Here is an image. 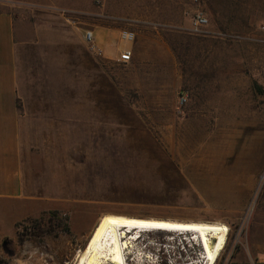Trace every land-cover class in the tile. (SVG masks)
<instances>
[{
  "label": "rangeland",
  "instance_id": "1",
  "mask_svg": "<svg viewBox=\"0 0 264 264\" xmlns=\"http://www.w3.org/2000/svg\"><path fill=\"white\" fill-rule=\"evenodd\" d=\"M3 10L38 34L18 61L33 99H17L30 199L0 200V264H74L112 212L224 223L215 264H264V0H0ZM195 10L208 18L199 34ZM123 27L136 33L128 63L116 61ZM85 28L109 30L104 57ZM79 101L80 123L68 116ZM139 242L143 264L202 261L185 235Z\"/></svg>",
  "mask_w": 264,
  "mask_h": 264
},
{
  "label": "crops",
  "instance_id": "2",
  "mask_svg": "<svg viewBox=\"0 0 264 264\" xmlns=\"http://www.w3.org/2000/svg\"><path fill=\"white\" fill-rule=\"evenodd\" d=\"M93 31L96 44L105 55V47L111 46V34L109 30ZM35 33L38 34V30L32 24H25L11 11H0V200L19 203L30 199V195L27 193L24 179L23 155L25 145L22 136V126L25 119H28V114L26 112L20 114L17 99L23 98L25 108H28V104L31 108L33 99L28 100L26 96L27 100H25L23 94L25 88L21 84L18 61L21 50L33 44ZM122 44L118 50L131 47V44ZM45 104L52 105L54 108L56 105V108L61 106L62 109L61 103H40L39 105ZM73 108L74 112L68 116L80 123L83 115L81 112L82 103L80 101L75 102ZM96 108L97 104L93 109ZM105 108L108 109L107 106ZM33 113L29 115L31 118ZM41 115L63 117L62 112L43 113ZM106 117H108V112H106Z\"/></svg>",
  "mask_w": 264,
  "mask_h": 264
},
{
  "label": "bare ground",
  "instance_id": "3",
  "mask_svg": "<svg viewBox=\"0 0 264 264\" xmlns=\"http://www.w3.org/2000/svg\"><path fill=\"white\" fill-rule=\"evenodd\" d=\"M185 235L201 249V264H215L224 249L229 228L214 221H177L104 213L87 234L84 247L74 264H143L150 254L143 251L139 239L146 233ZM188 236V237H187Z\"/></svg>",
  "mask_w": 264,
  "mask_h": 264
},
{
  "label": "built area",
  "instance_id": "4",
  "mask_svg": "<svg viewBox=\"0 0 264 264\" xmlns=\"http://www.w3.org/2000/svg\"><path fill=\"white\" fill-rule=\"evenodd\" d=\"M190 29L192 32L199 34L202 33L205 27L208 25V18L204 15L202 11L195 10L190 14ZM82 38L86 46L90 51L96 55L102 56L103 51L96 44L95 35L93 29L85 28L83 29ZM136 33L130 28H120L118 31V39L122 43L132 44L135 41ZM132 59V49L131 47H124L117 52L116 61L120 63H128ZM187 102V97L183 92H180L177 100V110H180ZM224 250V249H223Z\"/></svg>",
  "mask_w": 264,
  "mask_h": 264
}]
</instances>
